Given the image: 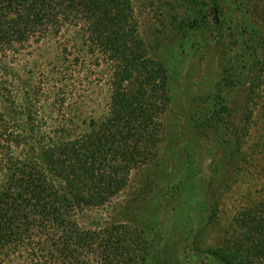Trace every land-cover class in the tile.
Returning a JSON list of instances; mask_svg holds the SVG:
<instances>
[{"label":"rangeland","instance_id":"374dc122","mask_svg":"<svg viewBox=\"0 0 264 264\" xmlns=\"http://www.w3.org/2000/svg\"><path fill=\"white\" fill-rule=\"evenodd\" d=\"M110 2L125 32L107 34L125 38L133 70L116 69L73 25L0 59V125L22 137L13 157L91 132L109 137L110 107L121 100L128 106L116 117L115 150L131 161L126 182L79 216L83 226L106 229L98 241L112 246L113 263L264 264V244L245 224V213L264 203V0H220L224 23L193 30L179 24L190 14L187 0ZM226 68L239 79L232 87ZM132 109L141 118L128 125ZM189 154L199 197L170 221Z\"/></svg>","mask_w":264,"mask_h":264},{"label":"trees","instance_id":"16d2710c","mask_svg":"<svg viewBox=\"0 0 264 264\" xmlns=\"http://www.w3.org/2000/svg\"><path fill=\"white\" fill-rule=\"evenodd\" d=\"M187 1L190 14L179 23L186 30L196 29L208 20L215 26L224 23L220 0ZM118 7L110 0H0V59L14 57L45 33H59L63 25H73L97 44L116 69L131 71L125 38L107 34L121 21ZM118 31L125 32L123 25ZM223 75L227 87L239 80L228 68ZM118 84L119 80L114 82L116 98L123 96ZM117 106L113 101L110 107L109 115L115 118L109 122V137L91 132L23 159L14 158L11 152L22 137L0 125V264L24 258L26 264H114L115 257L108 253L112 246L98 241L106 229L83 226L79 216L106 205L126 182L125 169L131 161L115 150V130L120 124L116 117L127 111L128 104L123 106L120 100ZM222 108L227 110L226 106ZM134 110L130 111L128 125L141 118ZM190 122L199 130L195 120ZM189 160L187 183L174 190L178 204L171 210L170 221H177L182 206H195L193 202L199 197L192 154ZM118 164H124V168L117 169ZM187 208L183 210L185 214ZM251 209L245 213L246 228L262 245L264 203ZM220 260L230 264L225 258Z\"/></svg>","mask_w":264,"mask_h":264}]
</instances>
